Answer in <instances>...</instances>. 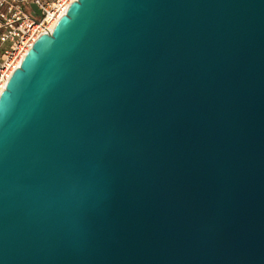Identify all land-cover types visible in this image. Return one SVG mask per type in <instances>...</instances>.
<instances>
[{
    "label": "water",
    "instance_id": "1",
    "mask_svg": "<svg viewBox=\"0 0 264 264\" xmlns=\"http://www.w3.org/2000/svg\"><path fill=\"white\" fill-rule=\"evenodd\" d=\"M1 95L0 264H264V0H78Z\"/></svg>",
    "mask_w": 264,
    "mask_h": 264
},
{
    "label": "built area",
    "instance_id": "2",
    "mask_svg": "<svg viewBox=\"0 0 264 264\" xmlns=\"http://www.w3.org/2000/svg\"><path fill=\"white\" fill-rule=\"evenodd\" d=\"M76 1L0 0V96L36 41L52 34Z\"/></svg>",
    "mask_w": 264,
    "mask_h": 264
}]
</instances>
